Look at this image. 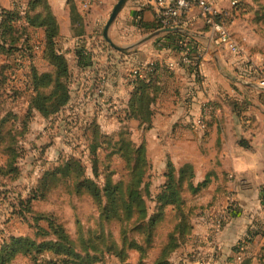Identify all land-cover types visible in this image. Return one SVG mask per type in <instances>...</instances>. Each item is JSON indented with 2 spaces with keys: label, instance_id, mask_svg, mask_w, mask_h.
<instances>
[{
  "label": "crops",
  "instance_id": "1",
  "mask_svg": "<svg viewBox=\"0 0 264 264\" xmlns=\"http://www.w3.org/2000/svg\"><path fill=\"white\" fill-rule=\"evenodd\" d=\"M16 1H20L23 6L28 2L0 0V10L14 8ZM48 1L61 26V48L68 47L70 41L76 62V50L81 47L93 54L92 65L80 67L88 70V76L83 82L87 92H81L85 97L81 93L79 96L88 104L92 100L96 102L95 108L86 109L92 110L89 114L96 111L102 117L103 127L114 125L113 129L119 130L123 126L116 115L122 113L130 97L133 89L132 73L141 70L144 74L149 68L153 69V63L159 64L162 89L152 104V127L141 128L137 119H132V125L131 120L127 121L129 127L136 125V129L133 128L141 136L139 142L143 139L146 141L152 165L146 179L149 182L152 180L151 192L154 196V187L158 191L166 182L169 160L174 163L177 171L185 164H192L195 185L210 178L208 185L198 193L185 191L184 197L194 209L191 217L193 231L188 241L174 252L171 261L174 264H243L246 258H252V264H264V234L255 235L247 245H238L247 230L258 229V223L264 222V91L248 87L237 89L225 82L219 77L209 52L202 55L199 64L202 77L199 78L193 57H189L192 52L186 55L184 51L174 50L165 44L169 33L158 35L128 53L110 51L111 45L102 41L99 30L113 9L114 0H89V3L88 0H74L85 19L84 35H75L69 0ZM209 2L219 13L226 14L222 22L241 45V52L233 54L226 46L218 43L199 8L192 10L185 26L208 32L211 40L214 39L218 48H221L230 68L249 80L262 82L264 0H239L237 5H233V0ZM233 12L236 15L227 19ZM159 15L157 0H129L111 27V37L118 40L135 32L133 41L125 46L133 45L140 40L141 34L159 29L150 27L160 24ZM256 17L259 24L255 22ZM40 31L44 33V30ZM127 31L130 33L125 35ZM158 38H161L160 41ZM148 43H152L150 55L145 53L147 48H144ZM184 58L188 59L187 63H184ZM114 61L117 67L126 61L130 62L128 66L134 70L128 82L122 69L119 74L106 70V66ZM91 71L97 75L93 76ZM98 87L100 94L95 91ZM203 103L214 106L212 114L205 115ZM204 118L206 124L202 127L201 121ZM131 127L130 130H133ZM133 137H136L135 134ZM230 175L234 176L233 179ZM230 191H235L236 197L233 200L229 196ZM231 201H236V212L232 213L223 230L216 236V243L212 235L214 220L211 214L204 213L201 208L212 202L218 203L211 206V210L214 206H223ZM159 252L158 248L157 255ZM175 259L177 261L174 262Z\"/></svg>",
  "mask_w": 264,
  "mask_h": 264
},
{
  "label": "trees",
  "instance_id": "2",
  "mask_svg": "<svg viewBox=\"0 0 264 264\" xmlns=\"http://www.w3.org/2000/svg\"><path fill=\"white\" fill-rule=\"evenodd\" d=\"M69 3L75 35H84V16L74 0H69ZM225 15L224 12L220 13L217 19L222 20ZM235 15L236 13L233 12L227 19ZM255 22L259 24L257 17ZM150 27L160 28L162 26L156 23ZM41 29L44 30L42 38L44 58L51 68L40 71L33 66L27 72L24 83L26 89L31 92L29 102L31 107L38 109L45 116L53 117L63 112L70 104V85L73 77L69 58L62 51L60 44L62 32L59 20L48 0H28L25 6L20 5V1H16L14 8H2L0 10V55L18 56L19 53H12L21 49L20 43L23 41L26 43V48L31 49V41H35V36ZM160 39L157 40L160 41ZM165 40V43L170 42L169 45L172 48L181 47L180 51H186L188 54L192 52L190 57H193L192 59L197 65L200 64L205 52L199 49L201 42L198 39L175 32L169 33ZM104 43L108 44L107 42ZM185 43H188L189 46L186 47ZM76 55L80 67L86 68L92 65L93 54L85 47L77 49ZM12 62V60H8L0 64V86H5L3 82H6L7 64ZM152 68H149L144 74L141 70L132 73L133 89L120 116L123 118L121 120L123 126L117 132L111 134L102 132V128L96 119L90 120L87 124V128L92 134L91 146L93 148L99 147L100 142L103 145L112 144L114 147L120 148L126 160V177L116 181L107 178L104 187H101L95 179L81 175V170H84L81 162L69 160L65 162V166L47 171L39 186V191L43 192L41 195L44 197L53 187L52 183L58 184L65 177H71L72 171H74L72 180L77 195L91 194L101 208V218L107 222L117 220L122 223L123 228L125 224L134 220V230H141L145 240L135 237L129 238L128 235L123 234V246H119V248L115 238L111 244H101L97 240L106 237L103 228L99 232L97 229L88 230L86 237L82 236L80 242L77 243L71 238L62 222L48 216L49 229L38 224L35 226L34 235L9 234L0 238V264H14V260L19 255L29 256L37 262L39 256L46 253L51 256L47 260V264H96L98 262L106 264V260H103L108 255L117 256L122 264H127L128 261L131 264L129 251L132 248L139 250V264H150L148 259L154 247H158L160 252L152 264H174L171 261L174 252L188 241L189 235L193 231L191 217L194 209L188 205L184 193L185 191L198 193L208 185L210 178L207 177L195 185V172L192 164H185L177 171L174 163L169 160L166 182L155 197L158 201V207L155 213H149L147 199L153 194L146 177L152 165L148 158L146 141L143 139L139 143L135 142L132 132L126 124L129 120L137 119L140 121L141 128L152 127L154 117L152 104L162 89L160 67ZM15 71L17 70L15 69ZM231 85L240 89L237 84ZM26 113L21 115L14 113L11 109L0 108V123L15 115L16 118L17 115L23 117ZM25 127L27 128V125ZM7 134H10V130L7 131ZM0 137L4 138L2 135ZM99 138L100 140H97ZM16 143L4 146L0 142V154L7 156L5 164L0 163V181L19 178V174L16 176V173L20 169L18 166L20 155L18 150L16 151L14 148L17 147ZM36 198H39L37 194L28 196L24 202L28 205L23 208L31 210V204ZM169 207L175 213L173 216L175 228L163 238L160 227L167 217L165 215ZM258 224V229L248 230L250 236L243 237L238 243L239 246L247 245L257 234H264V222ZM76 243L81 248H78ZM243 264H252V258H246Z\"/></svg>",
  "mask_w": 264,
  "mask_h": 264
},
{
  "label": "rangeland",
  "instance_id": "3",
  "mask_svg": "<svg viewBox=\"0 0 264 264\" xmlns=\"http://www.w3.org/2000/svg\"><path fill=\"white\" fill-rule=\"evenodd\" d=\"M114 1L115 4L118 2V0ZM130 4L132 5L133 3L131 2ZM138 10L142 11V9ZM110 14L100 26L99 34L100 37H103V42H107L102 32ZM185 28L198 33L199 35L206 36V39L200 37L192 38L198 39L201 42L199 49L204 52H209V55L212 57L211 45L216 44V41L214 39L211 40L212 37H210V34L205 31L200 32L201 29H196L192 26H186ZM129 33L130 32L127 31L125 35H128ZM134 33L135 32H132L130 35L119 38L118 40L113 39L121 45H126L133 41V38L136 36ZM145 34L146 33L141 34L140 39L141 37H144ZM43 36L44 33L39 31L35 36V41H31V49L26 48L27 46L24 41L20 43L21 49L12 53H19L18 56L8 57L5 54L0 55V64L5 63L8 60L13 61L12 63L7 64L6 82H3L5 83V86H0V108L11 109L14 113L21 115L27 112L23 117L17 115L16 118L15 115L0 123V136H4V138L0 137L1 145L6 146L17 142V147L14 148H16V151L18 150L20 155L18 159V166L20 169L18 171L19 173H16V176L19 174V178L16 180L5 179L0 181V238L9 234L34 235L36 231L35 226L38 224L49 229V222L47 220V217L49 216L62 222L71 238L77 243L80 242L82 236L86 237L88 230L97 229L99 232L103 228L105 229L106 237L97 240L100 241L101 244H111L113 238H115L118 242L119 248V246H123V234L128 235L129 238L135 237L145 240V236L141 233V230H134V220L125 224L123 228L122 223L117 220L107 222L101 218V208L91 194L86 193L77 195L73 188L72 177L74 171H72L71 177H65L62 181L58 182V184L52 183L53 187L45 194V198L41 195L43 192L39 191V186L41 185L44 174L59 166H65V162L69 160L81 162L80 164L84 169L81 170V175L95 179L97 184L101 187H104L108 180L107 178L116 181L122 177H126L125 174L127 173L126 160L118 146L114 147L112 144H109V146L107 144L103 145L102 142H100V145L99 147L97 146V148L91 146L92 134L90 129L87 128V124L90 120L96 119L104 133L111 134L118 130L113 129L114 125H111L109 128L103 127L101 123L103 122L102 117L97 115L96 111L94 114L88 113L92 112V110L88 111L86 108H95L97 104L94 100L88 104L79 96L82 90L87 92L83 82L85 77L88 76V70L81 69L78 61L76 62V58L73 54L75 52L74 50H71L70 41L68 47H65V49L62 48V51L69 58L73 73L70 85V104L63 112L53 117L45 116L38 109L31 107L29 103L31 92L26 89L24 83L27 72L31 70L33 66L37 67L40 71L51 68L44 58ZM165 44L169 45L170 42ZM147 46L144 47L147 48L145 49V53L147 52V54L150 55L152 43H148ZM185 46L188 47V43H185ZM173 49L180 51L181 47H173ZM110 51L121 54L117 52L118 50L113 48ZM116 53H114V56H116ZM213 62L215 61L213 60ZM124 63L125 64L118 65L117 67V63L114 61L106 66V70L116 71L119 74V70L122 69L126 82H128L134 69H131L128 66L131 65L130 62L126 61ZM8 68L10 69L7 71ZM15 69L17 71H15ZM101 69L103 68L101 67ZM90 73L93 76L97 75V73L92 71ZM242 76L245 77V75ZM240 87L245 89V86ZM248 88L255 89L252 87ZM95 91L100 94L99 87ZM82 96L85 97V95ZM116 116L121 122L123 119L122 117L120 118L121 114ZM88 118L89 120H87ZM26 125L27 128L25 127ZM127 125L129 126V124ZM16 126L20 128H17ZM133 126L136 129V125ZM133 126L130 127L133 128ZM134 128L130 131L133 136L134 134L136 136L134 137L135 142L139 143L141 136H139V133L136 132ZM8 130H10L9 135L7 134ZM97 140H100V138ZM6 160L7 156L0 154V163L5 164ZM233 177V175H230L231 179H233ZM150 183H152V180L149 184ZM160 191L161 188L156 191L154 187V196L151 195L152 198L148 196L147 204L150 214L156 212L158 201L155 197ZM230 193L229 196L231 200L235 199V191H230ZM35 194H37L39 198H36L32 202L30 207L31 210L23 208L28 205L24 203L28 196ZM233 202L234 203L230 202L223 204V206L228 209V219L232 216V213L236 212V208L234 207L236 201ZM214 204L218 203L212 202L208 206L201 208V210L206 214H210V207ZM174 214L172 208L169 207L165 215L167 217H164L165 219L160 227V233H163V238L175 228V220L173 219ZM248 233L249 231L247 230L245 236H247ZM77 243L76 245L78 248H81ZM256 249H258V247H256ZM138 251L139 250L135 248H132L129 251L130 260L132 262L131 264H139L138 256L140 258V255ZM157 253L158 248H152L150 258L148 259L150 264L154 262ZM50 257V254L46 253L40 255L37 262H35L29 256L19 255L14 260V264H47V260ZM105 260L106 264H122V262L119 261V258L115 255H108L103 261ZM175 261H177V259H175L174 262ZM96 264L102 263L98 262ZM127 264H130L129 261Z\"/></svg>",
  "mask_w": 264,
  "mask_h": 264
},
{
  "label": "built area",
  "instance_id": "4",
  "mask_svg": "<svg viewBox=\"0 0 264 264\" xmlns=\"http://www.w3.org/2000/svg\"><path fill=\"white\" fill-rule=\"evenodd\" d=\"M160 7V24L162 27H186V23L189 19V14L194 8H199L200 12L204 16L206 22L211 26L212 31L215 33V37L218 39L220 45L226 46L233 54H239L242 50L241 45L234 38L233 34L225 27L222 20L217 19L220 14L219 10L209 0H157ZM90 1L88 0L87 3ZM239 0H233V5H237ZM213 33V34H214ZM186 55L188 54L184 51ZM190 57V56H189ZM188 57V58H189ZM184 63L188 62L187 58H184ZM158 62L152 64V67L158 66ZM195 72L198 77H202L199 70V65L194 64ZM264 83V80H262ZM205 115L212 114L214 106L211 103L202 104ZM206 124L205 118L201 121L202 127ZM233 203V201H231ZM211 216L214 220L213 225V238L217 243L216 236L220 234L229 216L227 207L214 206L211 208ZM250 236V232L247 234ZM245 238V235H244Z\"/></svg>",
  "mask_w": 264,
  "mask_h": 264
},
{
  "label": "water",
  "instance_id": "5",
  "mask_svg": "<svg viewBox=\"0 0 264 264\" xmlns=\"http://www.w3.org/2000/svg\"><path fill=\"white\" fill-rule=\"evenodd\" d=\"M129 0H118V2L115 4L110 17L108 18L104 30H103V36L106 39V41L111 45L112 48L128 53L131 50L136 49L138 46L146 43L147 41L157 37L158 35H161L163 33H181L185 34L191 37H200L202 39H206L204 35H199L189 29H186L182 26L177 27H162L155 31H152L151 33L146 34L142 39L135 42L133 45H121L117 43L110 34L111 27L116 20L117 16L123 9V7L126 5V3ZM211 54L213 57V60L215 61L217 73L219 77H221L223 80L227 81L230 84H237L239 86H245V87H252L258 90L264 91V83L263 82H255L252 80H249L245 78L244 76L236 73L234 70H232L229 65L227 64V61L225 60L221 50L218 48L216 44L211 45Z\"/></svg>",
  "mask_w": 264,
  "mask_h": 264
}]
</instances>
